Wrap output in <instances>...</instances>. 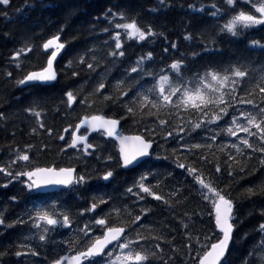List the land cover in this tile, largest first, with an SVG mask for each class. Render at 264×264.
Wrapping results in <instances>:
<instances>
[{"label": "snow or ice", "instance_id": "snow-or-ice-1", "mask_svg": "<svg viewBox=\"0 0 264 264\" xmlns=\"http://www.w3.org/2000/svg\"><path fill=\"white\" fill-rule=\"evenodd\" d=\"M160 2L163 4L164 0ZM9 3L10 0H0V4L4 6ZM220 3L222 7L217 6L215 2L210 5L209 15L214 19L225 17L226 13L228 15L223 23L215 26L216 34H209V42L204 43L202 48L204 54L215 51L216 35L236 37L242 30L264 25V0H220ZM203 10L202 6L201 11ZM0 14L7 15V13ZM104 16L105 19L111 17L109 22L114 23L116 29H123L129 39L144 41L150 36L157 35L150 25L142 27L135 19L116 23L117 17L122 21L125 19L124 12H113L112 9H108ZM120 37L121 33L116 31L114 50L108 52V56L115 58L125 55V52L120 50L122 48ZM192 38V33H186L184 36L185 40ZM249 43L252 47L264 49V44L260 41L252 40ZM41 47L45 52L51 50L50 54H47L46 63L38 70L27 71L16 83L23 85L32 82L35 85L57 81L58 73L54 61L65 48V43L60 42L59 35H55L45 40ZM176 47L175 43L171 44L172 49ZM31 51L32 46L27 45L13 53L12 59L16 62L17 68H20L19 58L22 53ZM167 51L168 49L165 48L164 52ZM196 55L199 53H192V56ZM152 62L151 51L137 57L134 66L126 69L123 77L116 79L107 87L106 73H99L98 82L92 91L79 100V93H74L72 89L66 90L63 94L66 100L62 102L68 109H72L77 103L79 106L90 108L97 100L89 99V96H95L110 112L115 110L117 116L98 113L82 115L78 123L68 125L62 130L63 133H67L69 128L73 129L70 133V141H66L63 134L57 137L59 141H64V147L60 150L64 152L71 148L85 156H91L94 151L90 150L100 149L102 152L105 149L103 145L89 142L90 133L113 138L118 142L119 167L124 169L130 166L148 167L147 171L140 174L138 181L126 189V193L135 196L137 201L144 200L145 195L141 194H146L169 205L168 199L153 191V187H159L161 181L157 171L149 166L153 159H169L168 155L161 157L159 152L153 149L154 137L160 135L165 140L171 137L179 148L185 149V152H178L177 148H173L172 162L176 168L183 170L191 178V187L195 194L211 206L208 215L214 221V229H218V232L205 234L203 243L200 236L195 237L196 264H231L230 245L234 246L237 240L248 236L245 232L234 238V232L242 220L237 214L238 201L232 196L231 186L253 175L257 170L264 169V66H261L260 74L256 78L250 76V71L256 72L257 69L252 67L251 63L246 67L244 61L229 62L227 66L218 68L209 65L197 71L188 68L183 56L173 59L163 67L155 66ZM73 63L69 60L66 66L72 69ZM76 63L84 65L92 73L100 66L101 61L93 55L90 62H86L85 57L81 55ZM130 73L136 75L132 77ZM7 75L11 76L12 73L9 72ZM71 75L76 77L79 72L72 70ZM238 105L240 107H237ZM245 105L251 107L245 108ZM24 111L32 113L37 118L40 128H45V125L39 121L41 111H37L35 107L25 108ZM129 119L139 128L140 134L124 135L119 131L121 121ZM6 120L4 112H0V121ZM149 124L152 127H149ZM82 128L84 131L81 133ZM45 130L48 135L53 131L52 128ZM32 132H36V129L33 128ZM240 133L244 135L241 136ZM218 137L219 143H217ZM232 137H235L234 141ZM42 147L47 148V145ZM33 148L32 144L25 145V149ZM15 152L16 155L10 159L8 166L0 165V173H4L9 178V183L20 177H26L27 179L22 183L30 193L44 194L48 188L63 186V190L68 186H80L92 178L91 175L83 172L77 173L74 167L27 168L25 165L24 170H15L14 166L17 162L30 161L28 151H20L17 148ZM217 153H222V157ZM97 158H100L99 154ZM104 159L111 161L112 156H106ZM206 167L209 177L207 179ZM213 174H215L214 180L211 178ZM261 175H264V172ZM149 176L156 179L155 185L146 183ZM113 177V169L108 168L102 172L97 170L98 179L109 181ZM3 186L7 187V184ZM134 187L137 189L135 193H133ZM182 187L175 189L170 195L177 196L181 193ZM241 196L244 199L264 197V181L253 184L252 187H244ZM12 199L15 200V197ZM111 199L112 197L105 199L104 195L93 197L89 206L80 209L77 213L80 217L85 213L90 214V218L83 222H76L75 217L70 216L69 212L55 200L46 204L37 203L25 213L27 220L21 216L6 227L16 223L31 222L30 231L35 229V232L26 239H36L37 247L45 249L46 252L47 245L52 246L51 251L56 258L52 259L50 264H153L156 260L168 264L161 255L163 249L160 243L166 241V236L154 235L153 226L146 222L147 214L151 209L139 207L136 214L127 204L121 206L114 202L109 205ZM101 205L107 207L100 208L97 212ZM259 211L261 217H264V208ZM188 215L185 213V216ZM0 226H5L2 212H0ZM182 226L185 229L189 227L188 224ZM63 230L68 231L69 237L59 240L53 238ZM254 230H258L260 239L242 258L241 264H264V222L259 223ZM145 232L148 235H145ZM188 239L189 243L185 247L189 249L190 255L193 239L190 233ZM14 247L25 249L15 250L12 254L16 257L40 255L37 247H33L31 243ZM61 251L64 254H59ZM173 251H176L175 247ZM8 252V247L0 250V260L8 255ZM257 253H259L258 260Z\"/></svg>", "mask_w": 264, "mask_h": 264}, {"label": "trees", "instance_id": "trees-1", "mask_svg": "<svg viewBox=\"0 0 264 264\" xmlns=\"http://www.w3.org/2000/svg\"><path fill=\"white\" fill-rule=\"evenodd\" d=\"M214 2L222 7L220 0H164L163 4L160 0H10L7 6L0 4V13H7L6 16L0 14V112H4L7 117L6 121H0V165L8 166L10 159L16 155L15 149L19 148L20 151L29 152L30 161L17 162L14 166L15 170H24L25 165L27 168L74 167L77 173L83 172L92 176L87 183L74 186L68 191L43 195L28 192L22 183L26 180L24 177L9 183V178L4 173H0V212L5 219V226H0V250H4L5 247L9 249L8 255L0 260V264H50L51 260L56 258L51 251V245H47L46 252L45 249L37 247L36 239H26L35 232V229L30 231L31 222L16 223L6 227L18 217L23 216L27 220L25 213L35 204L41 202L46 204L55 200L69 212L70 216L75 217L76 222H83L90 218V214L85 213L83 217H80L77 215L78 211L87 208L92 198L100 195H104L105 199L112 197L109 205L114 202L121 206L127 204L136 214L139 207H149L151 212L147 214L146 222L153 226L154 235H164L167 238L166 241L160 242L163 260L168 261V264H196L195 237L200 236L203 243L205 234L218 232V230L214 229V221L208 215L211 206L195 194L191 187V178L183 170L176 168L172 162L171 150L177 148L178 152H185V149L179 148L171 137L167 140L160 135L154 137V150L159 152L161 157L168 155L169 159H153L149 166L157 171L161 181L159 187H153V191L168 199L171 205L169 207L146 194H141L145 195L144 200L137 201L135 196L126 193V189L133 186L140 174L147 171L148 167L141 166L131 171H124L119 167L118 151L114 141L100 135L93 137L90 143L103 145L105 150L102 152L100 149L90 150L94 151V154L85 156L69 148L61 152L64 141H59L57 137L63 134L65 140L70 141V133L73 129L69 128L67 133H63L62 130L68 125L78 123L79 118L84 114L117 116L115 110L110 112L95 96H89V99L97 100L96 104L90 108L79 106L77 103L72 106V109H68L62 102L66 100L63 95L66 90L72 89L74 93H79V100L80 97L92 91L98 82L99 73H106L107 87L116 79L123 77L125 70L134 66L137 57L149 51L153 53L152 63L158 67H163L181 56L184 57L191 71L203 70L209 65L218 68L227 66L229 62L244 61L246 67L248 63H251V66L257 69L256 72L250 71V76L258 78L259 70L261 66H264V49L252 47L249 42L256 40L264 44V25L242 30L236 37L216 35L215 51L210 54L202 52L203 44L209 42V34L215 35V26L223 23L228 15L226 13L225 17L212 18L209 11L210 5ZM202 6L203 11H201ZM108 9H112L113 12H124L125 19L122 21L117 17L116 23L135 19L142 27L150 25L157 35L150 36L144 41L129 39L123 29H116L114 23L109 22L111 17L105 19L104 13ZM245 10L248 9L245 8ZM116 31L121 33L122 48L120 50H123L125 55L113 58L107 53L114 50ZM186 33H192L193 38L185 40ZM55 35L61 36L62 43L66 46V51L57 64V81L51 86L36 85L27 88L16 83L27 71L38 70L46 63L47 53L41 45ZM172 43L176 44V49L171 48ZM27 45L32 46V51L22 53L19 58L20 68H17L16 62L12 59L13 53ZM165 48L168 49L167 53L164 52ZM193 52L199 55L192 56ZM81 55L85 57L86 62H90L93 55L101 61L95 72L90 73L84 65L76 63ZM69 60L74 62L72 69L66 66ZM72 70H77L79 75L73 77ZM9 72L12 73L11 76L7 75ZM135 75L130 73L132 77ZM256 99L258 102V92ZM29 107H35L37 111H41L39 121L45 125V128H40L37 118L32 113L24 111ZM148 126L152 127L151 124ZM33 128L36 132H32ZM46 128L53 129L51 135L47 134ZM121 130L127 134H140L139 128L130 119L122 120ZM239 135L243 136L244 133ZM231 139L234 141L235 137ZM219 141L218 137L217 143ZM26 144L34 145V148L25 149ZM42 145H47V148H43ZM97 154L100 156L99 159ZM109 155L112 156V160L106 161L104 157ZM217 155L222 157V153ZM108 168L114 170V177L109 181L98 179L97 170L102 172ZM262 172L264 169H259L253 175L231 186L232 196L238 201L237 214L242 220L234 233V238L238 234L248 233L245 239H239L234 246L231 245L229 256L231 264H241L242 258L260 239L258 230L254 229L259 223L264 222V217H261L259 211L264 208V197L244 199L241 192L244 187H252L253 184L264 181ZM205 178H209L207 167ZM211 178L214 180L215 174ZM227 182L226 180L225 183ZM146 183L155 185L156 179L149 176ZM5 184L7 187L3 186ZM181 186H183L181 193L175 197L170 195ZM136 191L134 187L133 193ZM12 197H15V200ZM106 207L107 205H101L97 212L100 208ZM185 213L189 215L185 216ZM183 224H188V229H185ZM189 233L193 237L190 255L189 249L185 247L189 243ZM69 235L67 230H63L53 238L59 240ZM145 235L148 233L145 232ZM28 243L37 247L40 255L16 257L12 254L15 250H25L15 248V245ZM173 247L176 249L175 252ZM59 254L62 255L64 252L61 251ZM256 258L259 259V253ZM153 264H163V262L156 260Z\"/></svg>", "mask_w": 264, "mask_h": 264}, {"label": "water", "instance_id": "water-1", "mask_svg": "<svg viewBox=\"0 0 264 264\" xmlns=\"http://www.w3.org/2000/svg\"><path fill=\"white\" fill-rule=\"evenodd\" d=\"M59 37H60V42H61V36H59ZM44 51H45V50H44ZM50 51H51V50H48L46 53H50ZM64 52H65V48L61 50V53L58 54L56 61H54V67H55V69H56V66H57L58 62H59L60 59L62 58ZM52 83H53V82H50V83H47V84H35V85L48 86V85H51ZM23 86H24V87H29V86H34V84H33L32 82H26L25 84H23ZM83 130H84V129L82 128L81 131H83ZM92 134H94V133H90V134H89V137H90ZM131 168H134V167L130 166V167L127 168V169H131ZM62 187H63V186H60V187H53V188H48V189L45 190V193H44V194L60 191V190H62ZM68 187H69V186H68ZM66 189H67V188H66ZM35 193H36V192H35ZM230 246H231V245H230Z\"/></svg>", "mask_w": 264, "mask_h": 264}]
</instances>
